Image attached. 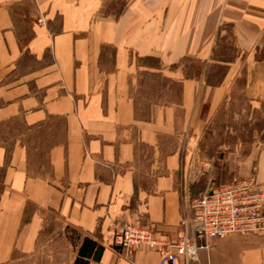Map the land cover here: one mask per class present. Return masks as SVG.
I'll return each mask as SVG.
<instances>
[{
  "label": "crops",
  "instance_id": "crops-1",
  "mask_svg": "<svg viewBox=\"0 0 264 264\" xmlns=\"http://www.w3.org/2000/svg\"><path fill=\"white\" fill-rule=\"evenodd\" d=\"M247 63L264 65V0H0V264L32 252L50 215L77 254L85 238L103 249L89 264H161L110 237L140 221L177 238L191 196L175 138L214 119ZM255 165L264 183V148ZM193 264H264V248L233 234Z\"/></svg>",
  "mask_w": 264,
  "mask_h": 264
},
{
  "label": "rangeland",
  "instance_id": "rangeland-1",
  "mask_svg": "<svg viewBox=\"0 0 264 264\" xmlns=\"http://www.w3.org/2000/svg\"><path fill=\"white\" fill-rule=\"evenodd\" d=\"M122 1L118 0L119 3ZM233 44V32L229 27L224 38H221L222 52H226L224 59L236 55ZM243 74L231 98L221 106L210 123H202L195 138H191V134L175 138L180 142L187 168V175L182 180L186 182V188H190L189 213L194 202L211 188L253 175L257 153L264 148V65L254 75L253 65L247 63ZM153 80L148 79L142 87L146 93L151 92ZM141 93L137 94L139 98ZM254 235L264 248V233L248 236ZM79 241L78 233L66 227L55 215H50L33 251L27 254L15 252L12 259L3 264H75L78 258L75 245Z\"/></svg>",
  "mask_w": 264,
  "mask_h": 264
},
{
  "label": "built area",
  "instance_id": "built-area-1",
  "mask_svg": "<svg viewBox=\"0 0 264 264\" xmlns=\"http://www.w3.org/2000/svg\"><path fill=\"white\" fill-rule=\"evenodd\" d=\"M254 233H264V183L255 172L244 180L211 188L196 200L181 220L176 239L155 224L134 221L116 228L110 245L129 261L137 250L147 249L159 253L161 264L181 260L193 264L200 251L209 250L212 240Z\"/></svg>",
  "mask_w": 264,
  "mask_h": 264
},
{
  "label": "trees",
  "instance_id": "trees-1",
  "mask_svg": "<svg viewBox=\"0 0 264 264\" xmlns=\"http://www.w3.org/2000/svg\"><path fill=\"white\" fill-rule=\"evenodd\" d=\"M227 68L219 66L213 75H210L207 79V84L211 86H218L222 83ZM103 249L97 246V243L89 240L88 238L83 239V244L79 248L78 258L75 260V264H89L90 258H97Z\"/></svg>",
  "mask_w": 264,
  "mask_h": 264
}]
</instances>
